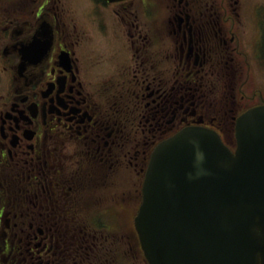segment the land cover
I'll return each mask as SVG.
<instances>
[{
	"label": "flooded vegetation",
	"instance_id": "1",
	"mask_svg": "<svg viewBox=\"0 0 264 264\" xmlns=\"http://www.w3.org/2000/svg\"><path fill=\"white\" fill-rule=\"evenodd\" d=\"M263 103L264 0H0V264L135 259L154 146Z\"/></svg>",
	"mask_w": 264,
	"mask_h": 264
},
{
	"label": "water",
	"instance_id": "2",
	"mask_svg": "<svg viewBox=\"0 0 264 264\" xmlns=\"http://www.w3.org/2000/svg\"><path fill=\"white\" fill-rule=\"evenodd\" d=\"M236 139L189 126L155 147L134 219L150 264H264V105Z\"/></svg>",
	"mask_w": 264,
	"mask_h": 264
},
{
	"label": "rangeland",
	"instance_id": "3",
	"mask_svg": "<svg viewBox=\"0 0 264 264\" xmlns=\"http://www.w3.org/2000/svg\"><path fill=\"white\" fill-rule=\"evenodd\" d=\"M131 173V172H130ZM130 173H125V180L123 181V185H129V182L132 180V178L134 177V175L132 174V176H131V174Z\"/></svg>",
	"mask_w": 264,
	"mask_h": 264
}]
</instances>
